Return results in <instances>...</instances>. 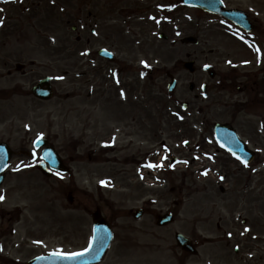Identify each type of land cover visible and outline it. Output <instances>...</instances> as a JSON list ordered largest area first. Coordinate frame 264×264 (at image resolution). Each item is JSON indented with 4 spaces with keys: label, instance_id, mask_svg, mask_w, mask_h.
Wrapping results in <instances>:
<instances>
[{
    "label": "rangeland",
    "instance_id": "374dc122",
    "mask_svg": "<svg viewBox=\"0 0 264 264\" xmlns=\"http://www.w3.org/2000/svg\"><path fill=\"white\" fill-rule=\"evenodd\" d=\"M17 2L0 0V140L9 141L16 152L12 158V168L3 187H0V196L4 197L0 200V237L5 244L2 258H11L12 262L1 258L0 264H24L39 253L57 250L73 252L85 248L89 242L96 204L109 219H115L116 239L101 264H171L173 260V264H178L177 255L167 258L166 254H171L168 245L176 244L175 232H189V202L197 204L203 201L207 190L218 187L215 184H223L218 181L220 174L217 175L216 170L211 174L202 172L204 163L209 166L208 160L199 158V161H195L192 158L195 154L193 151H200L198 153L206 157L216 148L211 133L202 121L205 115L212 122L234 121L229 111L220 105H212L211 99L203 98L201 90L190 93L188 85L194 81L198 86L208 78L202 70L203 65L216 64V57L220 55L219 43L232 42L229 34L218 20L179 8L178 33L182 37L198 36L200 44L189 46L179 42L175 49H171L168 44L163 45L158 41L150 50L149 58L153 61L120 66L124 68V83L127 85L124 90L128 93V104L115 103L112 109L114 119L110 125L103 119L101 113L104 112L100 108L92 109L89 85L76 75L78 71H88L90 65L57 61V57H62L59 52L63 42L75 41L77 37V33L71 29L72 24H78L75 0H66L67 6L74 11V19L70 14L60 13L55 5H59L60 0H27L21 5ZM88 2L82 3V16L89 24ZM230 2L250 10L252 16L257 18L258 27L264 29V0ZM68 19L73 20L70 25L63 23ZM85 34L89 36L88 29ZM235 44L236 50L246 57L254 56L256 61L259 56L264 57L263 51L256 53L251 46L249 51L240 42ZM170 51H174L175 55L171 56ZM188 59L196 61L197 71L194 74L182 67V63ZM19 62L26 65L25 73L15 69ZM9 70L13 73L11 76L7 75ZM62 73L66 76L65 80L60 81ZM167 73L177 76L181 83L172 96L168 95L166 89L170 81ZM45 75L57 78V92L50 101L40 102L26 93ZM88 77L89 72L83 79ZM118 84L122 89V76ZM132 92L136 99L140 93V103L129 102ZM65 93L74 95L66 99L62 97ZM125 96L126 92L122 95L124 101ZM182 100L190 103L188 111L177 105ZM139 112L144 116L143 127L134 118ZM173 113H178L180 120ZM250 114L244 113L245 120L253 126L257 125L261 136H264L260 118L256 119ZM124 127L125 132L134 137L119 135L113 150L103 149L102 154H107L105 161L72 162L67 158L72 172L63 176V181L58 178V181L53 178L47 181L36 168L30 170L36 163L30 161L27 155L19 156L20 151H32L35 139L40 136L49 138L57 149L73 155L75 142L82 141L81 149L85 152L90 148L100 150L107 146L110 131L124 132ZM239 128L247 132L251 126ZM186 141H189V146L184 145ZM199 143L203 150L196 148ZM61 154L66 157L67 153L63 151ZM172 156L179 157V161L171 164ZM221 158L220 155L215 167L219 166L222 174H229L225 184L234 198L240 195L235 192L236 188L241 190L244 183L249 182L248 172L245 171V175L235 174L238 165ZM257 166V172L262 173V161H258ZM149 168L158 169V175L153 176ZM255 178L262 181L256 189L258 198L264 196V172ZM101 189V193L97 192ZM70 194L73 203L69 202ZM223 198L221 196L219 202L229 216L231 208ZM105 199L107 202H102ZM153 201L160 204L154 205ZM176 201L179 203L175 206ZM146 202H151L152 210L155 209L157 214H163L173 206L174 212L178 213L175 222L160 228L154 213L145 216L142 221L135 220L130 210L145 206ZM258 212H264V202L259 203ZM244 217H251V214L243 211ZM256 218L257 233L264 234V216L256 213ZM242 229L245 231L244 225ZM145 232H156L159 238L167 234L170 241L144 235ZM145 247H150V250H145ZM177 254H181L178 246Z\"/></svg>",
    "mask_w": 264,
    "mask_h": 264
},
{
    "label": "flooded vegetation",
    "instance_id": "af4514ba",
    "mask_svg": "<svg viewBox=\"0 0 264 264\" xmlns=\"http://www.w3.org/2000/svg\"><path fill=\"white\" fill-rule=\"evenodd\" d=\"M86 1L75 0L76 5H78L76 12V22L78 24H72L71 29L77 33V37L75 41L63 42L59 52L62 57H57V61L73 62L83 66L90 65L88 71H78L76 75L86 85H89L88 96L89 101L92 103L91 107L92 109L100 108L104 112L101 114L104 116L103 119H106V124L112 125L113 123L114 114L112 109L115 103L128 104L126 102L128 93L124 90V88H127L124 83V68L120 66L153 61L149 58L151 55L150 50L156 46L158 41L162 42L163 45L168 44L171 49H175L179 39L182 38L178 36L177 13L179 8H185L199 16L218 20L219 25L229 34L232 42L219 43L218 54L220 55L216 57L218 61H216V64L211 62L213 65L206 72L208 78L202 83V91L205 90L207 99H211L212 105H220L230 112L234 121L229 123L233 127H235L234 125L239 127L251 126V129L247 132L239 127L235 128L249 147L255 151V162L264 160V150H259L264 145V136H261L257 125L253 126L250 121L245 120L246 117L244 116V113L251 112V116L256 119L260 118V126L264 127V57L260 59L263 61V65L258 62L251 64L250 58L244 56L242 52H238L235 48V43L237 41L241 42L242 37L248 38L252 43L260 44L263 48L264 29L258 27L257 20L250 13L249 17L253 27L252 32L247 34L245 30L226 18L205 11L200 7L186 6L182 0H88L89 2L86 3V6L90 7L88 10V24L85 17L82 16L84 11L82 3ZM223 1L228 8H239L236 4H232L230 0ZM55 5L58 6L60 13L70 14L74 19V11L67 6L66 0H60L59 5ZM85 10L87 9L85 8ZM72 21V19H68L66 22L63 20V23L70 25ZM87 29L89 36L85 34ZM87 47L89 49H85ZM238 50L241 51L240 47ZM170 55L174 56V51H170ZM188 57H191V55ZM88 72L90 77L83 79ZM66 73L69 74L68 71ZM114 73H116V77L120 78L122 76V89L118 83H115ZM62 74L64 77L66 76V74ZM7 75H12L11 70L7 72ZM191 82L194 84V89H190V84L188 89L190 93L194 94L199 85L197 86L194 81ZM137 83L140 84V82ZM114 85L117 86L116 89H114ZM8 92H12V90ZM125 92L124 101L122 95ZM26 94L32 95L31 92ZM73 95V93H65L62 97L68 99ZM131 100L140 103V93L136 99L132 92L129 102ZM39 101L44 102L43 100ZM188 105L190 106L189 102ZM201 113H203V110H201ZM134 118L140 122V127L144 126V116L140 112ZM204 118L202 124L210 133H213L212 121L207 119V115ZM158 129L160 130V128ZM121 134L132 137V135L125 132V127L124 132ZM115 135V130L110 131L106 140L109 141ZM75 144V155L65 150L59 151L60 155L63 151L67 153L66 157L62 155L65 161L68 158L72 162L83 160L98 162V160L104 161L106 158L107 154L101 155L103 148L100 150L90 148L85 152L81 149L82 141L75 142ZM196 148L203 150L201 144H198ZM26 155L28 158L36 160L40 153L35 154L25 150L19 152V156ZM255 162L253 163L254 167ZM247 172L249 182L244 183L241 190L236 188L235 192L240 194L239 196L236 195L233 198L231 196L232 191L227 186L226 188L220 186L218 191L210 188L207 190L203 201L197 204L192 203L190 206L187 236L197 252L184 255L183 259L186 264H264V234L257 233L258 223L256 218V213L264 216V212H258V205L264 202V196L260 195L257 198L256 189L262 181L261 178L260 181L255 178V176H261L264 171L259 174L255 168H252ZM240 173L242 175L246 174L244 169L238 167L236 174ZM42 176L47 181L51 178L57 180V173L55 172L46 171ZM224 179H228V176H225ZM102 189L97 192L101 193ZM105 189L109 190V188ZM221 196H224V202L228 203L231 208L229 216H227L225 209L219 202ZM241 197L243 200H240ZM249 197L250 200H248ZM104 201L107 202L106 199L102 202ZM79 204L81 206V201H79ZM153 204L160 203L154 202ZM141 208L144 212L143 216L154 213L157 220L161 216V214L155 213V209L152 210L151 202H146L145 206ZM97 209L103 212L102 208L96 204ZM243 211L248 215L251 214V217L242 219ZM130 212L133 213V210ZM104 216L111 225H115V219L112 220L106 215ZM239 222L241 223L238 224ZM242 225H247L244 232ZM144 235L155 236L157 239L160 237L156 232H145ZM166 236L167 234L163 236L162 240L168 241L169 239Z\"/></svg>",
    "mask_w": 264,
    "mask_h": 264
},
{
    "label": "water",
    "instance_id": "95a60500",
    "mask_svg": "<svg viewBox=\"0 0 264 264\" xmlns=\"http://www.w3.org/2000/svg\"><path fill=\"white\" fill-rule=\"evenodd\" d=\"M189 1H194V0H189ZM196 1V0H195ZM194 1V2H195ZM198 3H200L202 0H197ZM217 0H204L203 6H205L209 10H217ZM222 14L236 17L240 19V15L234 14V13H229V12H222ZM190 39H186L185 41H189ZM186 68H189L191 71L194 70L193 63H186L185 64ZM49 79L41 81V83L34 88V93L38 97H42L45 99H48L52 96V88H44V85L48 82ZM217 132H218V137L219 139L225 143L226 145L231 144L232 139H234V135L232 134L231 131L228 129L221 127V125H217L216 127ZM236 147L238 146V143L235 144ZM237 151H240L239 148H236ZM0 161L6 162L7 161V156L3 153V149L0 148ZM51 162L52 167H58L61 166V162L58 161L57 159L53 158L52 160H49ZM100 224L105 225L104 222H101ZM107 229L103 228L102 230H99V232H96V236L93 242L92 248L83 253L81 256H77L74 258H65L59 255L51 256V257H46V258H39L33 262H30L29 264H93L95 262H98L101 260L106 248L109 245V242L111 240V233L110 231H106ZM179 243L183 247H187L188 245V240L182 236L178 235L177 236Z\"/></svg>",
    "mask_w": 264,
    "mask_h": 264
},
{
    "label": "snow or ice",
    "instance_id": "6c2138e0",
    "mask_svg": "<svg viewBox=\"0 0 264 264\" xmlns=\"http://www.w3.org/2000/svg\"><path fill=\"white\" fill-rule=\"evenodd\" d=\"M0 11H2V10H0ZM0 24H2V21H0ZM257 51H259V49H257ZM152 166L153 165H149V167H152ZM205 174H207V173H205ZM101 183H105V182L102 181ZM3 199H4V197L0 196V200H3ZM85 251H88V249H85ZM56 255H59V256L65 257V258H74V257L83 255V253H64V252H59V253H56Z\"/></svg>",
    "mask_w": 264,
    "mask_h": 264
}]
</instances>
